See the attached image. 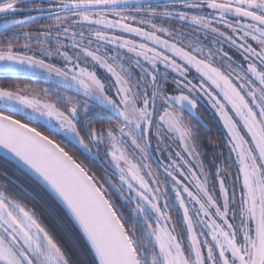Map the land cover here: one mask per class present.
<instances>
[{
    "label": "snow or ice",
    "instance_id": "obj_1",
    "mask_svg": "<svg viewBox=\"0 0 264 264\" xmlns=\"http://www.w3.org/2000/svg\"><path fill=\"white\" fill-rule=\"evenodd\" d=\"M25 2L0 0V31L25 22L9 18L26 11L19 9ZM204 8L211 13L190 11ZM33 10L52 23L35 36L12 32L9 42L0 45V74L23 75L50 87H0V152L63 206L95 264H264V0H47V7L34 4ZM158 19H175L213 34L214 45L228 44L242 60H233L222 47L206 50L198 39L185 44L181 29L155 23ZM20 35L25 48L35 39L43 56H59L63 65L16 52L10 40ZM217 53L227 58L226 70L223 58L216 66ZM159 65L183 78L172 81L181 88L179 95L163 90L161 80L166 84L168 77ZM97 66L109 74L111 84L92 70ZM135 69L139 72L134 74ZM191 69L199 74L198 84L187 79ZM53 91L75 95L53 98ZM193 92L208 98L227 130L238 165L231 190L221 167L215 173L218 192L210 190L209 173L197 159L191 124L183 115L187 111L198 118L199 96L193 98ZM77 96L92 103H81ZM153 128L158 141L161 129L178 140L183 153L196 160L199 174L177 151V159L169 153L171 163L156 162L157 169L163 168L161 180L148 163ZM69 144L106 164L116 182L107 176L101 181L68 150ZM109 188L125 207L134 204L131 225ZM174 208L180 232L170 215ZM0 264H69L36 212L5 191H0Z\"/></svg>",
    "mask_w": 264,
    "mask_h": 264
},
{
    "label": "rangeland",
    "instance_id": "obj_2",
    "mask_svg": "<svg viewBox=\"0 0 264 264\" xmlns=\"http://www.w3.org/2000/svg\"><path fill=\"white\" fill-rule=\"evenodd\" d=\"M40 3H43L44 6L47 7V0H34V2H28V0H26L25 3H22L19 5V9H29L30 13H32L36 17L43 15V16H45V19H47L45 14L37 13L33 10L34 4H40ZM29 10H26V11H29ZM190 11L195 13V14H204V15H208L211 13V10L207 9V8L201 9V10H199V12H197V10H190ZM23 13H24V11L18 10L14 16H10L9 18L17 19V20L22 19V17L20 15H22ZM3 18H4L3 14H0V20H2ZM229 20H233V18L229 17ZM154 22L157 24H164L165 26L173 28L172 26L167 24V21H165V20L164 21H154ZM51 23H52V21H51ZM134 25L144 27L145 30H149V31L151 30L147 25H138L135 23H134ZM186 25H187V28L186 27L178 28V29H181L185 33V36L183 37L185 44H187L189 41L195 42L198 39L201 46L204 47L206 50L212 49L213 51H215L216 47H222L224 52H227L228 56H231L233 60H236L238 62L242 60V58L236 52V49L230 48L228 46V44L214 45L212 43L213 34H209L206 36L204 32L195 31V26L188 25V24H186ZM213 26L219 27L221 29V31H227L228 34H231V30L225 29L223 27V25H219V24H216L214 22ZM173 29H177V28H173ZM43 31H44V29L40 30V28H39V29H37V32H34V34H33V31L28 32V33H31L33 36H35V35L42 33ZM110 34H113V33L110 31ZM115 34L116 35H123L126 39H134L138 43L144 42L141 37H136L132 34H127V33L121 34L118 31H116ZM158 35H160L164 39H171L170 37L165 36L163 33H158ZM36 42L37 41L35 39H32L30 41L31 47L25 48L24 44L26 43V40H25V38H23L21 40V42H18L17 44L14 45V50L16 52L20 53L21 55L35 56L39 59H45V61L47 63H54V64H57L58 66L63 65L64 61L59 56L53 57L51 59L43 56L42 53L38 50L39 45L36 44ZM64 42H65V44H70V40H65ZM85 43H87V40H85ZM93 47H95V44L93 45ZM51 48L54 49L55 45H52ZM63 51H67L69 53V55H73V56L76 55V51L71 49V48H65V49H63ZM121 54H123V50H121ZM222 58L223 57H222L221 53L216 54L215 63H216L217 67L221 66L220 62H221ZM223 60H224V69L226 70L227 58H223ZM89 67H90V69L92 68V62L91 61H89ZM158 67H159V72L161 73V70L164 69V66L159 65ZM234 67H235V65H234ZM92 70H95L97 72V75L100 76L101 79L104 80V82L106 84H111L113 82L110 79L109 74L104 69L99 68L97 66L96 68H94ZM163 71H165V72H163L161 74L162 75L166 74L168 77V81L166 84L161 80V85H162L163 90L166 91L169 95H179L181 88H178L177 85L174 84L172 81H173V79L182 80L183 78L179 77L177 73L172 72L170 69H168V70L164 69ZM138 72H139V69L134 70V74L138 73ZM21 76L24 77L23 75H21ZM187 79L191 80L194 84H198L199 83V74L196 73L195 69H191L187 73ZM27 85L32 87V88H37V89L50 87L49 84L44 83L42 80H34L33 82H31L30 84H27ZM58 94L75 95L73 92L60 93L57 91H53V98L55 97V95H58ZM184 94L188 95L189 93L185 90ZM191 95L193 96V98H195L196 96H199V100L197 101V103H200L201 106L204 107L209 112V114L212 117H214L215 120L218 122V124L220 125V127L222 128V130L224 132L225 142H226L227 147H228V149H226L224 151H223V149H215L214 148L213 150H211V152H205L204 149H202L201 145L198 143L197 136H196L195 131H194L195 120L200 118V114L198 113V109L197 108L195 109V111L198 113V118L194 117L193 115H191L187 111H185L183 113L185 122L191 124L192 143L195 145L197 153H199V156L197 157V159H199L200 161L203 162L204 171L209 173L208 187L210 190L215 189L218 192V179H217L215 173H216L217 167H221L223 169L222 175L225 177V184L231 190V185L234 183V176L237 172L238 165H236L234 163L235 154L230 153V151H229V144L227 142V140H228L227 130L224 128V124H223V121H222L219 113L216 111L215 108H213L212 103L208 100V98L206 96H204L202 93H199V92H193ZM76 98H78L81 101V103H85V102H88L90 104L92 103L91 101H86V99L83 96H77ZM157 103L159 104V99H158ZM17 118H20V117L17 116ZM80 119L83 122V120H84L83 114H81ZM114 123H115V121H113V124ZM161 135H162V139L158 141L156 139V129L155 128L152 129V133H151L152 155L148 159V163L151 164L153 170L155 172H157L159 178L161 180L164 179L163 168L157 169L156 162L159 161L165 165L171 163V160L169 159V153L173 154L172 159H177L174 155V153L177 151H180L182 153V155H184L185 159L190 160V162L193 164L194 170L197 172V174H199V167L196 166V160L188 157L186 153H183V148H182V145L179 143V141L176 140L175 138H173L171 136V134L168 133L166 130L161 129ZM61 139H62V137H61ZM125 147L128 149L129 154H132V148L129 145H125ZM103 148H104V145H101V149H103ZM85 155H87V154H85ZM230 156H231V160L233 162L232 166H230V163H229V157ZM101 158L103 159L102 154H101ZM133 158L135 159V157H133ZM99 163L102 164V173H103L102 177L104 178V176H107L108 178H110L115 183L116 177L112 175V170H110L106 164L101 163L100 161H99ZM103 178L101 181H103ZM189 179H191L190 176H189ZM201 179H203V177H201ZM105 187L106 188L108 187L107 184H105ZM237 188H238V185H237ZM193 190H195L194 185H193ZM108 191H109L110 196L114 195L120 201L121 205H119V204H116V205H117V207L121 208V210L124 212V214L128 217V223H129V225H131L133 223V219H132V216L130 214V209L132 207H134V204H128L125 207L123 201H121L118 198L117 194L115 192H113V190L111 188H109ZM238 196H239V192L237 191V197ZM170 215L173 217L174 222L177 219V217H179L178 211L175 208L170 211ZM136 229L139 232L140 231V225L137 224Z\"/></svg>",
    "mask_w": 264,
    "mask_h": 264
},
{
    "label": "trees",
    "instance_id": "obj_3",
    "mask_svg": "<svg viewBox=\"0 0 264 264\" xmlns=\"http://www.w3.org/2000/svg\"><path fill=\"white\" fill-rule=\"evenodd\" d=\"M179 8L180 6L177 5ZM29 10V9H27ZM25 22L17 25L15 28H10L7 32L0 31V45L7 44L11 37L12 32H37V29H44L45 26L51 24V20L45 19V16L36 17L29 11H24L20 15ZM29 16H34L36 19L28 20ZM232 18V17H231ZM234 19V18H233ZM167 24L173 28H187V25L177 20H168ZM156 20V21H164ZM135 26V25H134ZM25 38L20 35L19 38H13L10 42L15 45ZM36 44H38L36 42ZM165 69V68H164ZM161 70V73L165 72ZM33 79H28L22 76H5L0 74V87L15 88L17 86L23 87L24 85L33 82ZM198 113L200 118L195 120V134L197 141L205 152H211L215 149H228L225 142V136L222 128L212 117L209 112L197 103ZM92 124L99 127L101 121L93 120ZM108 126L106 123L104 127ZM79 127V125H78ZM47 131V130H46ZM61 140V136L55 137ZM68 150L74 154L88 169L94 172L98 178L102 180V164L98 160L91 159L82 153V149L78 146L69 144ZM0 191H5L12 199H15L25 205L27 208L36 212L37 218L40 220L51 235L56 239L57 243L61 246L68 258L69 264H95L93 255L90 251L89 245L81 234L80 230L67 214L63 206L49 193L43 189L35 180L26 175L21 169L17 168L12 162L5 159L0 154ZM111 198L116 204L121 205L120 201L114 195Z\"/></svg>",
    "mask_w": 264,
    "mask_h": 264
},
{
    "label": "flooded vegetation",
    "instance_id": "obj_4",
    "mask_svg": "<svg viewBox=\"0 0 264 264\" xmlns=\"http://www.w3.org/2000/svg\"><path fill=\"white\" fill-rule=\"evenodd\" d=\"M175 222L177 224V232H180L181 228L183 227L182 224L180 223V219L177 217Z\"/></svg>",
    "mask_w": 264,
    "mask_h": 264
},
{
    "label": "water",
    "instance_id": "obj_5",
    "mask_svg": "<svg viewBox=\"0 0 264 264\" xmlns=\"http://www.w3.org/2000/svg\"><path fill=\"white\" fill-rule=\"evenodd\" d=\"M0 154L3 155L2 152H0ZM74 223H75V222H74ZM76 226H77V225H76ZM77 227H78V226H77ZM78 229H79V228H78ZM80 232H81V231H80ZM81 234H82V233H81ZM83 237H84V236H83ZM84 239H85V238H84ZM85 240H86V239H85ZM87 244H88V243H87Z\"/></svg>",
    "mask_w": 264,
    "mask_h": 264
}]
</instances>
